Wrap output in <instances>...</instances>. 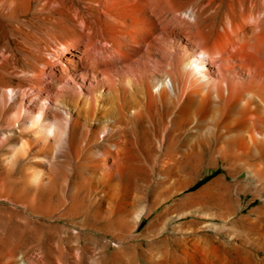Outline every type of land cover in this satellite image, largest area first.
<instances>
[{"label": "bare ground", "instance_id": "bare-ground-1", "mask_svg": "<svg viewBox=\"0 0 264 264\" xmlns=\"http://www.w3.org/2000/svg\"><path fill=\"white\" fill-rule=\"evenodd\" d=\"M132 5L0 0V264H264V0Z\"/></svg>", "mask_w": 264, "mask_h": 264}, {"label": "rangeland", "instance_id": "rangeland-1", "mask_svg": "<svg viewBox=\"0 0 264 264\" xmlns=\"http://www.w3.org/2000/svg\"><path fill=\"white\" fill-rule=\"evenodd\" d=\"M66 1H70V0H66ZM132 2L133 0H74V3L79 7L86 21L84 22V24H77L74 26L77 27V31L75 33H71V32L63 33V34L59 33L58 35H60V39H62L63 41L67 42L69 45L77 49L79 48L84 49L83 46L86 43V40L89 36L100 37L99 39L100 44L99 43L98 44L100 48H104L105 51L107 49L112 51L113 48L114 47L116 48L117 46H120L122 48L123 46L126 47L127 44L126 42L124 43V40L128 36L134 39L139 37V35L141 34L144 35L150 34L155 37L159 36V31L156 27H154L153 25L147 26L145 24H142L141 22L139 23L136 20V18L134 17L135 15L133 13L134 11H133ZM154 10L153 13L149 12L147 17L150 15L151 17L148 18L151 19L152 21H155L156 22L155 25L158 24L157 22L158 20H162V19L167 20L169 17H171V14L168 13L167 10H162L160 8L156 9L155 12ZM164 13L166 14V16ZM136 34L138 36H136ZM113 39H115L116 42L113 43L112 41ZM117 39L120 41H118ZM132 45L138 46L137 41L133 42ZM207 179L208 178H205L204 180L198 182V184H201ZM0 227L3 228L4 226H0ZM4 228H6L5 230L11 229L10 226ZM9 232L11 231L9 230Z\"/></svg>", "mask_w": 264, "mask_h": 264}]
</instances>
